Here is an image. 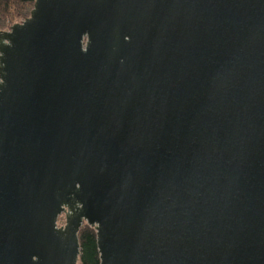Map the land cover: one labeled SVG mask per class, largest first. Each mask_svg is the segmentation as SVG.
<instances>
[{
    "label": "water",
    "instance_id": "obj_1",
    "mask_svg": "<svg viewBox=\"0 0 264 264\" xmlns=\"http://www.w3.org/2000/svg\"><path fill=\"white\" fill-rule=\"evenodd\" d=\"M83 224L99 264H264V0H35L0 31V264H78Z\"/></svg>",
    "mask_w": 264,
    "mask_h": 264
},
{
    "label": "trees",
    "instance_id": "obj_2",
    "mask_svg": "<svg viewBox=\"0 0 264 264\" xmlns=\"http://www.w3.org/2000/svg\"><path fill=\"white\" fill-rule=\"evenodd\" d=\"M35 0H0V31L29 17ZM80 254L78 264H99L96 235L93 228L83 224L77 234Z\"/></svg>",
    "mask_w": 264,
    "mask_h": 264
},
{
    "label": "rangeland",
    "instance_id": "obj_3",
    "mask_svg": "<svg viewBox=\"0 0 264 264\" xmlns=\"http://www.w3.org/2000/svg\"><path fill=\"white\" fill-rule=\"evenodd\" d=\"M64 223V219H63V217L61 216V217H59V219H58V221H57V224L60 226V225H62Z\"/></svg>",
    "mask_w": 264,
    "mask_h": 264
}]
</instances>
